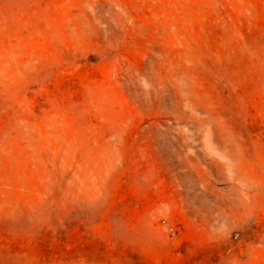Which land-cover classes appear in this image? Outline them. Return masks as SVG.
<instances>
[{
    "label": "rangeland",
    "instance_id": "obj_1",
    "mask_svg": "<svg viewBox=\"0 0 264 264\" xmlns=\"http://www.w3.org/2000/svg\"><path fill=\"white\" fill-rule=\"evenodd\" d=\"M0 264H264V0H0Z\"/></svg>",
    "mask_w": 264,
    "mask_h": 264
},
{
    "label": "built area",
    "instance_id": "obj_2",
    "mask_svg": "<svg viewBox=\"0 0 264 264\" xmlns=\"http://www.w3.org/2000/svg\"><path fill=\"white\" fill-rule=\"evenodd\" d=\"M170 231H171V234H175V229H174V227H171Z\"/></svg>",
    "mask_w": 264,
    "mask_h": 264
}]
</instances>
